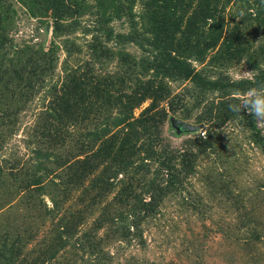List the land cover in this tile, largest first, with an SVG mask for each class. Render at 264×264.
Wrapping results in <instances>:
<instances>
[{"label":"trees","instance_id":"trees-1","mask_svg":"<svg viewBox=\"0 0 264 264\" xmlns=\"http://www.w3.org/2000/svg\"><path fill=\"white\" fill-rule=\"evenodd\" d=\"M17 1L42 22L52 19L54 40L48 49L17 47L13 1L0 0V149L22 108L40 90L47 96L33 162L0 161V264H113L110 246L145 248L146 223L182 192L201 155L219 149L212 129L237 121L264 152L255 117L229 109L264 86V0ZM85 16L94 19L81 21ZM114 20L126 30L112 27ZM79 28L91 35L86 49L71 38ZM55 39L67 57L63 77L50 83ZM129 44L141 55L126 50ZM111 61L115 69L105 70ZM241 61L251 78L228 75ZM173 82L190 85L174 93ZM194 111L195 124H209L208 132L175 147L164 134L166 121L189 120ZM221 195L236 207L245 255L264 254L254 212L242 213L232 192ZM136 257L130 264H147Z\"/></svg>","mask_w":264,"mask_h":264},{"label":"rangeland","instance_id":"rangeland-1","mask_svg":"<svg viewBox=\"0 0 264 264\" xmlns=\"http://www.w3.org/2000/svg\"><path fill=\"white\" fill-rule=\"evenodd\" d=\"M12 1L16 13L10 37L14 44L17 47L33 45L35 49L39 46L48 49L54 40L52 19L47 18V22L44 23L42 21L45 20L32 16L19 1ZM86 19L92 18L85 16L81 21ZM92 20L88 21L91 25ZM111 26L116 30L127 28L123 20H114ZM71 38L86 49V43L91 40V35L84 34L82 28H79ZM56 42L59 45L55 56L56 67L49 76L47 75V82L50 83H55L63 77L62 66L67 57L62 40L57 39ZM126 50L141 55V50L136 45L129 44ZM115 66L116 61L104 63L105 70H113ZM97 67L101 69L102 64L97 63ZM228 75L233 79L251 78L253 71L241 61L228 69ZM187 85L190 83L173 82L174 93L183 92ZM44 91L40 90L22 108L14 133L6 136L8 132L7 134L4 132L6 139L3 140L0 149V161L3 163L18 161V166L25 167L26 164L30 165L33 162L31 161L34 157L33 147H36L38 137L35 125L47 100ZM187 100L190 103L194 102L192 98ZM148 104L149 101L137 108L135 115H139ZM197 113L194 111L189 120H181L197 126L198 124H195ZM257 123L264 135V122L257 120ZM208 125L201 124L197 131L178 133L168 119L164 126V134L175 147H185L187 139L195 137L200 131L207 133ZM212 131L218 139L219 149L215 153L201 155L198 171L186 179L182 192L171 195L161 205L157 215L146 223L145 248L135 243L121 244V247L119 244L110 246L116 255L113 264H130L132 256H137L136 259L141 263L144 260L147 264H264V254L253 260L245 255L240 244L245 232L239 226L236 207L230 202H225L221 195V192L226 195L232 192V195L236 196L235 200L241 204L240 211L242 213H246V210L253 211L256 215L254 220L264 231V192L261 190V186L264 185V152L252 142L249 131L237 121L229 122ZM72 143L70 142V145ZM60 172L61 168H58L51 177ZM46 200L51 204L48 197Z\"/></svg>","mask_w":264,"mask_h":264},{"label":"clouds","instance_id":"clouds-1","mask_svg":"<svg viewBox=\"0 0 264 264\" xmlns=\"http://www.w3.org/2000/svg\"><path fill=\"white\" fill-rule=\"evenodd\" d=\"M245 75H250V73H245ZM229 109L237 116L242 112H247L256 120L264 122V86L250 88L239 103L230 104Z\"/></svg>","mask_w":264,"mask_h":264},{"label":"water","instance_id":"water-1","mask_svg":"<svg viewBox=\"0 0 264 264\" xmlns=\"http://www.w3.org/2000/svg\"><path fill=\"white\" fill-rule=\"evenodd\" d=\"M170 121L172 125L175 127V131H177L178 133L188 132V131H197L201 127V125H197V126L192 125L180 119L175 120L172 117L170 118Z\"/></svg>","mask_w":264,"mask_h":264},{"label":"built area","instance_id":"built-area-1","mask_svg":"<svg viewBox=\"0 0 264 264\" xmlns=\"http://www.w3.org/2000/svg\"><path fill=\"white\" fill-rule=\"evenodd\" d=\"M200 132H201V135L205 137L206 131H200Z\"/></svg>","mask_w":264,"mask_h":264}]
</instances>
